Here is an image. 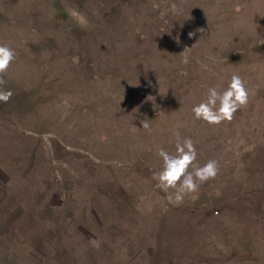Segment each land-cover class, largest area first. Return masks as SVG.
Wrapping results in <instances>:
<instances>
[{"label": "rangeland", "instance_id": "1", "mask_svg": "<svg viewBox=\"0 0 264 264\" xmlns=\"http://www.w3.org/2000/svg\"><path fill=\"white\" fill-rule=\"evenodd\" d=\"M0 44V264H264V0H0ZM233 73L247 105L196 120ZM173 130L219 164L179 204Z\"/></svg>", "mask_w": 264, "mask_h": 264}, {"label": "clouds", "instance_id": "2", "mask_svg": "<svg viewBox=\"0 0 264 264\" xmlns=\"http://www.w3.org/2000/svg\"><path fill=\"white\" fill-rule=\"evenodd\" d=\"M153 7L159 8V4L154 3ZM169 9L175 13L177 5L172 3ZM188 35L191 37L193 33L189 32ZM15 59V50L7 44H0V86L6 84L3 74ZM74 61H78V58H74ZM183 62H188L186 55ZM249 94L244 79L238 73H233L222 90L208 87L205 98L195 104L191 111L196 120H202L209 125L230 122L235 113L247 105ZM11 96L10 89L0 87V101L7 102ZM141 124L145 129L150 127L147 121L142 120ZM173 135L175 150L169 152L164 148L159 149L161 165L153 170L152 179L156 181V186L167 194L170 203L179 204L183 202L185 195L196 193L200 184L214 179L218 174L219 164L215 159L203 164L198 163L197 148L193 140L190 137H181L178 130H173Z\"/></svg>", "mask_w": 264, "mask_h": 264}]
</instances>
